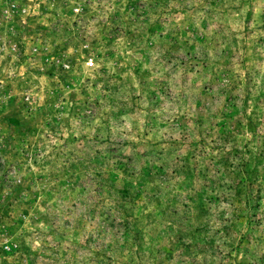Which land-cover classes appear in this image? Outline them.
I'll use <instances>...</instances> for the list:
<instances>
[{"label": "rangeland", "instance_id": "obj_1", "mask_svg": "<svg viewBox=\"0 0 264 264\" xmlns=\"http://www.w3.org/2000/svg\"><path fill=\"white\" fill-rule=\"evenodd\" d=\"M0 264H264V0H0Z\"/></svg>", "mask_w": 264, "mask_h": 264}]
</instances>
